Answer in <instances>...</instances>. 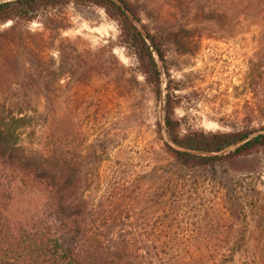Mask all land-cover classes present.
<instances>
[{
    "label": "rangeland",
    "instance_id": "obj_1",
    "mask_svg": "<svg viewBox=\"0 0 264 264\" xmlns=\"http://www.w3.org/2000/svg\"><path fill=\"white\" fill-rule=\"evenodd\" d=\"M126 1L162 51L159 94L137 72L119 43L117 23L100 8L69 5L68 26L57 31L37 20L0 25V115L30 110L22 147L78 170L77 196L92 205L87 216L106 214L97 226L105 232L137 216L151 228L161 216L154 202L170 168L166 93L181 132L264 126V0ZM250 166L264 191V154ZM171 178L170 201L179 198L174 172ZM114 181L124 193L108 192ZM194 201L178 209L177 230L164 232L160 243L171 236L182 242L190 228L186 217L211 214L206 197L201 207Z\"/></svg>",
    "mask_w": 264,
    "mask_h": 264
},
{
    "label": "trees",
    "instance_id": "obj_2",
    "mask_svg": "<svg viewBox=\"0 0 264 264\" xmlns=\"http://www.w3.org/2000/svg\"><path fill=\"white\" fill-rule=\"evenodd\" d=\"M71 4L100 8L117 23L119 43L159 94L162 51L152 35L142 32L126 0H0V25L37 20L50 31L65 29ZM168 97L163 120L171 143L164 144L170 168L154 202L161 216L151 228L140 216L121 220L123 227L115 232L97 227L107 222L106 214L98 219L86 215L92 205L77 196L78 170L68 172L50 164V156L22 147V129L32 126L30 110L0 115V264H264V191L250 166L257 154H264V126L181 132ZM173 172L179 198L170 201ZM125 190L114 181L108 192ZM196 197L199 207L206 197L211 214L199 221L186 217L190 228L182 242L171 236L160 243L164 232L177 230L178 209L195 204Z\"/></svg>",
    "mask_w": 264,
    "mask_h": 264
},
{
    "label": "water",
    "instance_id": "obj_3",
    "mask_svg": "<svg viewBox=\"0 0 264 264\" xmlns=\"http://www.w3.org/2000/svg\"><path fill=\"white\" fill-rule=\"evenodd\" d=\"M99 149V148H98Z\"/></svg>",
    "mask_w": 264,
    "mask_h": 264
}]
</instances>
